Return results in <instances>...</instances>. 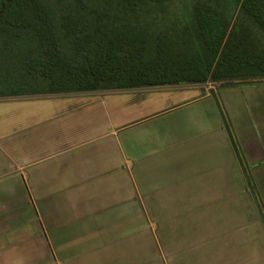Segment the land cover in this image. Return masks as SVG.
<instances>
[{"label":"crops","instance_id":"0c3cea01","mask_svg":"<svg viewBox=\"0 0 264 264\" xmlns=\"http://www.w3.org/2000/svg\"><path fill=\"white\" fill-rule=\"evenodd\" d=\"M213 87L0 99V264H171L156 255L232 221L244 181ZM253 113L227 125L264 207Z\"/></svg>","mask_w":264,"mask_h":264},{"label":"trees","instance_id":"16d2710c","mask_svg":"<svg viewBox=\"0 0 264 264\" xmlns=\"http://www.w3.org/2000/svg\"><path fill=\"white\" fill-rule=\"evenodd\" d=\"M252 81L264 0H0V99Z\"/></svg>","mask_w":264,"mask_h":264},{"label":"rangeland","instance_id":"374dc122","mask_svg":"<svg viewBox=\"0 0 264 264\" xmlns=\"http://www.w3.org/2000/svg\"><path fill=\"white\" fill-rule=\"evenodd\" d=\"M206 86L215 85H203ZM211 90L213 95H210L209 90L208 94L218 105L220 116L226 123L257 129L256 118L253 116L255 109L264 121V81L222 86L218 84ZM172 91L173 96L175 93ZM235 170L234 181L236 185H240L243 177L237 162ZM248 195L244 184V195L224 206V213L231 214L230 218L233 220L220 221L218 229L208 231V234L212 233V237L182 239L181 242L185 243L183 248H179L182 253H161L156 257L160 262L164 260L166 263L170 258L171 264H264V230L251 198L247 199ZM260 208L264 215V207L260 205ZM221 214L224 215L222 212Z\"/></svg>","mask_w":264,"mask_h":264},{"label":"water","instance_id":"95a60500","mask_svg":"<svg viewBox=\"0 0 264 264\" xmlns=\"http://www.w3.org/2000/svg\"><path fill=\"white\" fill-rule=\"evenodd\" d=\"M222 85L223 84H219V86H222ZM209 93H211L210 95H213L211 89H209ZM220 117H221L222 126H223V129H224L225 134L227 136L229 145H230V147L232 149L233 155L235 157V160H236V162L238 164V167L240 169L241 175L243 177L244 184L246 185L247 191H248L249 196H250V198H251V200L253 202L254 208L256 210V213H257V215H258V217L260 219L262 228L264 230V215H263V213L261 211L259 202L257 200L253 185L251 183V180H250V177L248 175L247 169L245 167L244 161L242 159L241 153H240V151H239V149L237 147L235 139H234V137H233V135H232V133H231L226 121L224 120V118L222 116H220Z\"/></svg>","mask_w":264,"mask_h":264}]
</instances>
